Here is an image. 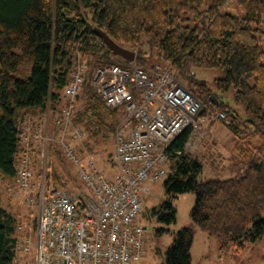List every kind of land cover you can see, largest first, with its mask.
Returning a JSON list of instances; mask_svg holds the SVG:
<instances>
[{"label":"trees","instance_id":"16d2710c","mask_svg":"<svg viewBox=\"0 0 264 264\" xmlns=\"http://www.w3.org/2000/svg\"><path fill=\"white\" fill-rule=\"evenodd\" d=\"M96 28L120 45L134 48L143 63L145 50L157 48L168 61L166 68L179 78L188 80L196 67L221 70L213 90L223 94L234 88L236 101L252 116L243 120L226 102L215 104L208 99L212 88L197 79L190 83L197 90H190L204 103L202 115L212 113L207 106L212 101L211 107L225 109L229 115V120L216 117L225 119L235 136H243L247 127L256 128L254 134L264 139V0H0V171L4 177L17 174L16 162L25 147L22 122L28 115L61 109L78 60L85 59L87 72L78 95L84 107L76 122L92 135L103 128L113 135L121 111L107 105L91 80L96 65H124L128 60L120 55L122 61L115 59L118 55ZM194 133L190 125L170 143L172 170L164 179L168 197L152 208L151 215L167 225L176 222L174 199L192 191L196 196L193 221L217 234L224 251L243 250L264 236V140L255 144L247 139L237 145L242 163L237 175L203 179V161L188 150ZM54 150L60 149L54 146ZM58 173L56 168L52 171L56 185ZM17 224L16 216L2 205L0 192V264H15ZM167 230V226L156 227L157 234ZM194 235L192 226L177 231L165 253L167 264H192Z\"/></svg>","mask_w":264,"mask_h":264},{"label":"built area","instance_id":"2783aa9c","mask_svg":"<svg viewBox=\"0 0 264 264\" xmlns=\"http://www.w3.org/2000/svg\"><path fill=\"white\" fill-rule=\"evenodd\" d=\"M77 63L63 106L54 114L47 111L51 115L47 129L35 127L36 116L28 115L22 122L25 147L16 175L27 186L34 176L36 154L43 167H49L57 146L77 164L89 192L80 186L46 187L35 240L16 245L23 253L17 254L15 264H140L146 250V227L138 221L144 208L142 193L147 190L143 184L168 176L172 170L168 147L190 125L201 131L207 117L202 115L204 103L160 64L151 70L134 60L128 65H96L93 87L107 105L121 111L113 131L112 163L118 173L111 178L98 168L94 157L81 158L71 142L84 132L76 116L86 71L82 60ZM217 116L226 117V112ZM3 178L0 171V181Z\"/></svg>","mask_w":264,"mask_h":264},{"label":"rangeland","instance_id":"374dc122","mask_svg":"<svg viewBox=\"0 0 264 264\" xmlns=\"http://www.w3.org/2000/svg\"><path fill=\"white\" fill-rule=\"evenodd\" d=\"M262 44L264 46V38ZM128 49L135 51L132 47H128ZM135 53L133 58L134 64L143 65L150 69H154L158 64L168 67V61L160 55L157 48H147L145 50L143 53L146 57L144 63L140 61L136 51ZM115 59L120 60L121 58H119L118 55L115 56ZM131 61L132 60H128L124 65H128ZM82 62L83 63H80V65L84 71L87 72L85 59L82 60ZM221 73L219 69L196 67L194 68V75L192 74V77L188 80L182 76L179 78L177 74L174 75L188 90L191 88L197 90L196 85L190 84L197 79L206 82V85L213 90L214 79L220 76ZM234 92V88L223 94H218L214 91L209 95L208 99H214L216 101L215 104L219 103L220 100L226 102L231 107V112L235 111L240 115L241 119L246 120L248 117L252 116V113L246 111L244 104L236 101ZM64 93L66 96L67 87ZM212 105V101L211 104L207 105L212 113L207 114L202 127L199 129L201 131H195L190 141V146L188 147V150L193 155L198 156L203 161V179L237 175L242 165L237 145L246 144L247 139L255 144H258L259 141L263 142L264 140L263 138H258L257 135L254 134V129L256 128L248 129L245 127L246 125H244L245 128L243 127L246 130L243 132V136H235L234 132L231 131L226 124V120H229L230 117L225 109L223 110L226 112L227 117H223L226 118V120H222L216 117L217 112L221 111L222 108L211 107ZM83 107L82 101H79L77 109L82 111ZM212 114H214L213 117ZM50 119L51 115L48 112L35 120V127L40 128L41 131H45ZM79 126L84 132L79 139H73L71 141L74 149L80 154L81 158L89 159V157H94V161L99 166V169L107 176L115 177L118 173V169L114 167L112 163L115 142L111 131L103 128L98 134L92 135L84 124L80 123ZM38 144L39 143L35 142L36 146H38ZM38 152H41L40 149ZM35 159L36 156L33 159L34 161H32L34 176L31 177V181L27 186L22 185L17 180V175L14 178L5 177L0 181L2 205L17 218V245L24 244L26 240H35L40 213L41 193L46 187H49V185L52 186L55 184L56 179L52 177V171H54L55 168L59 171V186L74 188L80 186L82 190L89 192V190L82 185L79 167L69 159L66 153L61 149L54 150V153H51L50 162L47 164L50 165L49 167H43L41 160L38 158L36 161ZM85 159H82L83 163L86 161ZM16 163L18 164L19 160ZM170 164H172V161H170ZM143 185L147 190L142 193L144 208L141 215L138 217V221L146 225L147 236L146 250L140 264H167L165 261V253L172 244L177 231L184 226H192L195 230L192 247V264H264V236L261 240L249 244L243 250L237 251L236 249H229L224 251L221 248V242L217 234L201 227L193 221L191 209L196 198L194 192L187 191L177 195L174 199V204L177 208V220L167 225L159 222L151 215L152 208L160 205V203L168 197L164 186V179L156 181L147 180ZM158 226H167L168 230L163 234H157L156 227ZM22 253L21 249L17 250L18 256H21ZM19 262H23V259L21 258Z\"/></svg>","mask_w":264,"mask_h":264},{"label":"water","instance_id":"95a60500","mask_svg":"<svg viewBox=\"0 0 264 264\" xmlns=\"http://www.w3.org/2000/svg\"><path fill=\"white\" fill-rule=\"evenodd\" d=\"M96 31L103 38L104 42L110 47L114 54L121 55L128 60H133L136 54L135 51L120 45L102 29L96 28Z\"/></svg>","mask_w":264,"mask_h":264},{"label":"crops","instance_id":"0c3cea01","mask_svg":"<svg viewBox=\"0 0 264 264\" xmlns=\"http://www.w3.org/2000/svg\"><path fill=\"white\" fill-rule=\"evenodd\" d=\"M41 115H38L37 118H40ZM109 177V176H108ZM112 178V177H111ZM145 192V191H144ZM144 225V224H143ZM146 227V225H144ZM147 236V235H146ZM193 247V246H192ZM192 252V251H191ZM192 259H193V254H192Z\"/></svg>","mask_w":264,"mask_h":264}]
</instances>
